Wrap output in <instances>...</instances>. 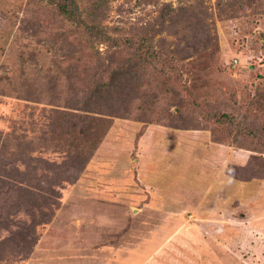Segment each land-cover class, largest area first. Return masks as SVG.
Here are the masks:
<instances>
[{"label": "rangeland", "instance_id": "374dc122", "mask_svg": "<svg viewBox=\"0 0 264 264\" xmlns=\"http://www.w3.org/2000/svg\"><path fill=\"white\" fill-rule=\"evenodd\" d=\"M0 264H264V0H0Z\"/></svg>", "mask_w": 264, "mask_h": 264}]
</instances>
